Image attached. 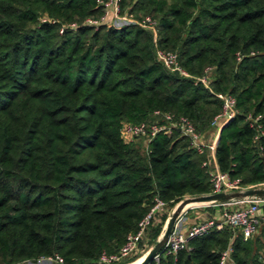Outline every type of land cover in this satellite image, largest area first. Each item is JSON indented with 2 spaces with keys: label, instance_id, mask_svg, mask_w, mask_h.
<instances>
[{
  "label": "trees",
  "instance_id": "trees-1",
  "mask_svg": "<svg viewBox=\"0 0 264 264\" xmlns=\"http://www.w3.org/2000/svg\"><path fill=\"white\" fill-rule=\"evenodd\" d=\"M99 1L0 0V264L96 262L155 196L174 205L210 193L211 157L176 129L143 151L121 138L123 122L155 111L204 133L221 109L216 94L233 95L237 113L219 127L212 158L242 186L264 185V0H122V13L150 16L154 30L84 25L101 15ZM157 49L175 52L190 76L168 70ZM207 67L208 88L194 80ZM188 245L165 264H219L228 246L236 264H264V224L246 240L225 228Z\"/></svg>",
  "mask_w": 264,
  "mask_h": 264
},
{
  "label": "built area",
  "instance_id": "built-area-1",
  "mask_svg": "<svg viewBox=\"0 0 264 264\" xmlns=\"http://www.w3.org/2000/svg\"><path fill=\"white\" fill-rule=\"evenodd\" d=\"M122 0H100L102 13L98 17L86 18L84 25L98 28L101 25L117 26V22L131 21L127 19L126 13L121 11ZM144 28L154 30L156 21L150 16H145L139 21H133ZM71 28H75V24H70ZM63 28H60L61 33ZM156 58L168 70L178 73L179 76L189 77V73L178 64L177 54L172 51L157 49ZM211 68L207 67L204 74L195 78V83H200L208 88L210 82ZM217 97L221 100V109L215 114L210 122V127L218 129L223 123L234 117L237 113L235 98L229 93H217ZM154 119L150 122H141L132 124L123 122L120 128L121 138L126 141H132L136 138H145L146 143L159 131L170 133L172 129H176L184 136L192 149L199 154L207 153L211 158L205 160L202 166L206 167L211 184L210 193L229 192L244 190L250 187L262 186H247L241 185L239 178L231 177L226 171H221L217 168L212 158V152L215 148V139L207 140L204 133L195 128L192 122L186 116L176 117L171 112H153ZM251 126L260 127L257 124L258 117L253 118L248 116ZM212 207V214L200 218L197 221L188 223L187 210L184 209L180 216L176 219L171 233L164 243L160 253L156 254L152 261L154 264H165L166 261H175L177 253L182 249L190 250L188 245L189 240L202 236L211 230H222L228 228L232 235H240L243 240H246L256 234L259 226L264 224V200L256 198H245L241 200H232L224 203H207L190 206L192 207ZM175 207L170 208L168 202L162 200L158 196L153 198V203L148 212L139 220L137 228L133 232H129L125 236L123 245L115 252L107 253L103 251L96 262L98 264H126V261L137 253L141 252L145 246V240L150 227L155 223H160L162 217L166 224L170 214ZM231 247L228 246L221 252L219 264H236L231 257ZM49 261L62 262L59 256L42 258Z\"/></svg>",
  "mask_w": 264,
  "mask_h": 264
},
{
  "label": "water",
  "instance_id": "water-1",
  "mask_svg": "<svg viewBox=\"0 0 264 264\" xmlns=\"http://www.w3.org/2000/svg\"><path fill=\"white\" fill-rule=\"evenodd\" d=\"M222 126L220 127V129ZM245 198H256L264 200V187H250L244 190L229 191V192H218V193H208L192 196L190 198L181 201L170 214L166 225L164 227L163 233L158 238L156 244L145 254L143 259L139 264H148L154 256L161 252L164 243L166 242L169 234L171 233L176 219L182 213L183 206L186 202H196V203H224L232 200H241ZM87 264H98L97 262H89Z\"/></svg>",
  "mask_w": 264,
  "mask_h": 264
},
{
  "label": "rangeland",
  "instance_id": "rangeland-1",
  "mask_svg": "<svg viewBox=\"0 0 264 264\" xmlns=\"http://www.w3.org/2000/svg\"><path fill=\"white\" fill-rule=\"evenodd\" d=\"M123 13L125 14V12H123ZM126 16H127V19L128 20H131V21H125V22H122L121 21V25L122 24H127V23H133V21H139V20L135 19L132 15L129 16L128 14H126ZM43 20L52 21V19H49L47 16H44L43 17ZM117 24L120 25V21L117 22ZM119 25H117V26H119ZM214 134H215V132H212V131L210 132L209 130H207V131L204 132V137L207 140H212L214 138ZM135 143L137 145H139L141 151L144 150V148L146 147V144H147L145 138H138L135 141ZM190 197H192V196L191 195H186L182 199H180L179 201H177L174 205H170L169 204L170 205V208L176 207L181 201H183L184 199L190 198ZM185 209L187 210V214H186L187 217L191 216L192 213H194V212L196 213L197 211L202 213V212H205V210H208L209 213L208 212L206 213L208 215L209 214H212L213 211H214V209L211 208V207H208V208H204V207L203 208H201V207H192V208H189L188 207V208H185ZM211 209H213V210H211ZM204 216H206V215H204ZM204 216L202 215V217H204ZM165 225L166 224H164V223L161 225V229H160L159 233L157 234V236H155V237L152 236V235H150V233L148 232L147 238L145 240L144 249L141 250V252L137 253L135 256L131 257L129 260H127L126 261V264H135L137 262H140L143 259V257L145 256V254L156 244L158 238L163 233V230H164ZM17 264H61V263H58V262H55V261H49V260H46V259H42L41 258V259L37 260L36 262L23 261V262H18ZM81 264H87V263H81Z\"/></svg>",
  "mask_w": 264,
  "mask_h": 264
},
{
  "label": "crops",
  "instance_id": "crops-1",
  "mask_svg": "<svg viewBox=\"0 0 264 264\" xmlns=\"http://www.w3.org/2000/svg\"><path fill=\"white\" fill-rule=\"evenodd\" d=\"M221 127V126H220ZM218 130H219V128L218 129H214V128H210L209 129V131L211 132H215V134H214V138H216V136H217V132H218ZM213 138V139H214ZM134 141H136V139L134 140ZM209 206H207V207H204V208H208ZM212 208V207H211ZM211 210H213V209H211ZM263 210H264V208H263ZM208 212V210H205V212H194V213H192V215L191 216H189V217H187V220H188V223H191V222H194V221H197V220H199L200 218H202V215L204 216V215H207L206 213ZM209 213V212H208Z\"/></svg>",
  "mask_w": 264,
  "mask_h": 264
},
{
  "label": "bare ground",
  "instance_id": "bare-ground-1",
  "mask_svg": "<svg viewBox=\"0 0 264 264\" xmlns=\"http://www.w3.org/2000/svg\"><path fill=\"white\" fill-rule=\"evenodd\" d=\"M199 204H202V203H196V202L188 201V202H186V204H184L183 209L188 208V207H190V206L199 205ZM140 262H141V261H140ZM140 262H137V263H135V264H139Z\"/></svg>",
  "mask_w": 264,
  "mask_h": 264
}]
</instances>
